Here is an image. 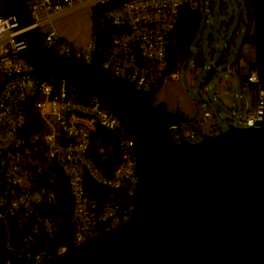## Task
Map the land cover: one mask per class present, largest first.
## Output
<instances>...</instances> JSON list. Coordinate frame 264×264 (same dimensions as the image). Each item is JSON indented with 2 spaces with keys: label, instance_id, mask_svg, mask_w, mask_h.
<instances>
[{
  "label": "built area",
  "instance_id": "2783aa9c",
  "mask_svg": "<svg viewBox=\"0 0 264 264\" xmlns=\"http://www.w3.org/2000/svg\"><path fill=\"white\" fill-rule=\"evenodd\" d=\"M110 1L27 0L32 22L24 27L14 14H0V264L46 261L65 252L71 241L78 244L126 220L133 210L127 201L136 182L133 139L121 119L64 78L47 76L38 86L25 58L6 56L24 46V39L15 36L35 27L43 42L61 54L90 61L95 48L105 71L142 89L177 79V68L162 72L169 36L180 9L202 13L204 0ZM100 4L105 6L100 20L111 29H97L85 45L55 29V19ZM239 96L242 113L226 122L251 126L264 121V88L256 69L240 81ZM213 116L203 109L193 129L182 127L184 135L195 140L221 130L209 119ZM99 126L111 131L104 146L114 163L108 174L89 155ZM171 128L178 139L176 127Z\"/></svg>",
  "mask_w": 264,
  "mask_h": 264
},
{
  "label": "water",
  "instance_id": "95a60500",
  "mask_svg": "<svg viewBox=\"0 0 264 264\" xmlns=\"http://www.w3.org/2000/svg\"><path fill=\"white\" fill-rule=\"evenodd\" d=\"M30 11L27 0H4L0 14H14L24 27L32 22ZM15 37L24 46L6 56L25 58L38 86L47 76L60 77L97 97L125 124L135 156L129 217L78 244L71 241L46 261L29 263L264 264V121L229 122L189 140L182 124L191 117L155 103L157 86L142 89L105 71L95 48L84 61L46 45L35 27ZM223 58L220 53L214 66Z\"/></svg>",
  "mask_w": 264,
  "mask_h": 264
},
{
  "label": "rangeland",
  "instance_id": "374dc122",
  "mask_svg": "<svg viewBox=\"0 0 264 264\" xmlns=\"http://www.w3.org/2000/svg\"><path fill=\"white\" fill-rule=\"evenodd\" d=\"M92 8L85 6L55 19V29L76 45H85L93 34ZM202 9L199 28L190 44L192 56L177 67V79L158 87L154 101L164 102L169 109L179 108L193 120L201 119L203 109L209 108L214 113L209 119L223 130L227 119H236L242 113L239 76L246 71L255 50L251 43L243 42L247 23L243 0H204ZM197 53L201 54L198 61ZM220 53L224 58L214 66ZM194 125L191 120L182 127L190 130Z\"/></svg>",
  "mask_w": 264,
  "mask_h": 264
},
{
  "label": "trees",
  "instance_id": "16d2710c",
  "mask_svg": "<svg viewBox=\"0 0 264 264\" xmlns=\"http://www.w3.org/2000/svg\"><path fill=\"white\" fill-rule=\"evenodd\" d=\"M118 1L121 0H111L108 5H112ZM243 3L247 16L243 42H249L254 46L255 55L252 60L248 61L247 70L240 77V81L242 78H245L250 69H256L261 85L264 88V0H243ZM104 9L105 6L101 4L92 8V33L99 28L111 29L109 22L100 20V15ZM201 18L202 13L200 10L190 9L187 6H183L180 9L178 21L169 36L166 55L162 63L163 73L175 70L179 64L186 62L192 56L190 44L199 28ZM240 57V54H238L237 58L240 59ZM200 59L201 54L197 53L196 60L198 61ZM82 91L85 98L90 96V93L86 89L82 88ZM110 133V130L99 126L96 133L92 136L89 148V155L105 174L110 173V169L114 164L111 157L109 155L107 156L104 150V146L109 142L108 138Z\"/></svg>",
  "mask_w": 264,
  "mask_h": 264
},
{
  "label": "crops",
  "instance_id": "0c3cea01",
  "mask_svg": "<svg viewBox=\"0 0 264 264\" xmlns=\"http://www.w3.org/2000/svg\"><path fill=\"white\" fill-rule=\"evenodd\" d=\"M66 15H67V14H66ZM64 16H65V15H64ZM61 17H62V16H61ZM240 60H241V57H240ZM246 70H247V67H246ZM245 72H246V71H245ZM245 72H244V73H245ZM242 75H243V74H241V75L239 76V78H240Z\"/></svg>",
  "mask_w": 264,
  "mask_h": 264
}]
</instances>
